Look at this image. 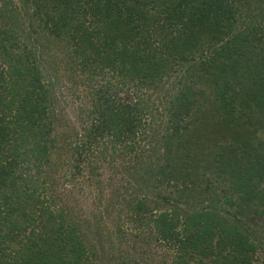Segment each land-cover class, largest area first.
I'll return each mask as SVG.
<instances>
[{
	"label": "trees",
	"instance_id": "1",
	"mask_svg": "<svg viewBox=\"0 0 264 264\" xmlns=\"http://www.w3.org/2000/svg\"><path fill=\"white\" fill-rule=\"evenodd\" d=\"M21 2L32 11L28 16L32 22L39 23V30L44 35L59 38L63 33L68 43L76 40L74 46H84L73 50V58L78 59L76 65H84L88 70L93 68V62H97L101 69L110 68L114 73L118 63L117 67L123 69H117V74L122 76L129 71L124 77L129 83L147 87L163 82L176 68L189 67L178 83L180 96L169 103L171 111L163 133L166 141L163 136L159 137L155 140L159 146H152L154 150L161 146L164 155L175 156L174 152L181 150L189 127L193 128L195 121L190 117L195 118L197 114L196 110L189 114L193 111L189 96H199L201 86L212 83L220 87L224 102L229 103L235 90L229 77L236 75L231 69L242 68L243 74L253 75L261 82L252 100L240 102V111L236 112L239 117L229 118L246 133L243 126H251L252 135L247 137V146L255 150L252 151L254 157L246 152V148L229 150L225 146L222 152L219 151L217 140L209 138L212 131L201 137L209 146L206 148L210 152L208 156L216 155V161L222 164L219 165L222 173H214L220 178L219 191H214L208 184L211 175L202 170L200 163L196 171L176 160H167L161 167H150L155 178L153 189L155 186L158 189L172 187L177 192L183 190L195 194L200 202L209 200L210 204L184 214L180 222L182 208L177 206L175 210L177 200L169 195L164 198L165 202L175 206L169 213L165 211L154 218L158 205L154 204L153 198L145 203L132 202L133 218H129L137 226L152 221L159 229L158 238L176 242V264H194L196 261L201 264L206 261L249 264L248 254L256 247L241 235L245 225L241 221L242 210L251 207V202L256 200L264 212V0ZM7 4L10 2H3L0 10ZM11 11L9 8L6 18L12 15L17 23H1L0 26V239L6 242L4 237L11 238L8 236L10 230L4 234L5 229H10L9 225L18 234L29 227L32 229L27 242H18L23 247L20 253L25 254L14 260V264H89L87 254L93 255L95 250L86 249L82 238L76 234L71 213L48 211L49 200L39 189L44 184L39 180L41 162L50 146L56 147L54 137H58L54 135L50 119L57 117L52 105L57 103L58 88L43 80L40 60L45 62L35 55L34 40L31 39V34L36 32L33 24L26 30L22 27L24 23L18 20L19 15ZM67 32L71 33V38ZM34 43L38 44L37 41ZM88 49L93 55L86 54ZM43 52L47 57L50 55L47 46H43ZM197 57L199 62L193 68L191 63ZM91 72L93 74L94 68ZM90 88L93 99L89 109L80 108L78 118H83L86 112V132L76 141L65 143L72 151L71 157H86L85 152L89 154L93 148H99L100 140H103L101 152L108 153L114 152L110 148H119L120 153H140L142 145L137 141L154 143L148 141V133L156 127L152 121L147 123L145 120L148 101H141L142 98L134 103L123 101L109 94L107 86ZM71 130L76 134L73 126ZM239 138L246 137L240 133ZM259 149L261 152L257 151ZM198 162L201 161L198 159ZM89 163H86V171H93ZM82 173L80 165H69L63 177ZM18 181H24L26 187L21 186L24 192L16 190ZM178 183L183 186L179 187ZM229 186L231 195L224 190ZM14 191L25 194H21L19 206H16V199L21 195L15 197ZM219 200L223 201L218 203ZM40 204L43 210H37ZM226 204L230 208L234 205V214L226 213L222 206Z\"/></svg>",
	"mask_w": 264,
	"mask_h": 264
},
{
	"label": "rangeland",
	"instance_id": "2",
	"mask_svg": "<svg viewBox=\"0 0 264 264\" xmlns=\"http://www.w3.org/2000/svg\"><path fill=\"white\" fill-rule=\"evenodd\" d=\"M3 2H10V4L0 10V26L1 23H17L15 21L17 20L16 17H12V15H10V18H6L9 8H12L11 12L19 15L18 20L24 23L22 27L26 30L31 23L33 24L36 32L31 34L33 36L31 39L38 42L36 44L33 41L36 50L35 55L37 58L42 57L45 62L43 63L40 60L43 80L45 82L49 81L50 86L58 88L56 93L57 103L52 105L57 117L50 118L54 127L52 129L54 135L58 136L56 138L52 135L56 147L50 146L45 160L41 162L42 172L39 178V180L44 181L39 189L41 192L43 191V194H46L47 200L50 201H48L47 210L53 213L57 210L71 213L76 234L82 238L86 249L93 248L95 250L93 255L87 254V258H90L89 264H176V242H164L165 240L158 238L157 232L159 229L153 225L152 221L140 223L138 226L133 225L130 222L133 218L131 203L136 201L145 203L155 198L154 204L158 205V212H154V218H156L157 214L165 211L169 213L175 207L164 200V198L171 195L173 199L177 200L175 210L178 209L177 206L182 208L180 211L181 218L179 217L180 222L183 221L182 216L184 214L207 207L208 203L210 204L209 200L200 202L193 193L183 192V190L177 192L172 187L158 189L155 186L153 189L155 178L150 172V167H161L167 160L168 162H175L176 160L177 163L191 166L193 171H196L198 163H200V167L203 165L202 170L206 171L207 175H211V181L208 184H211L214 191H219L221 189L218 181L220 178H216L214 173H222V167L219 166L222 164L218 160L216 161V155L213 157L208 156L210 152L208 153L206 148L209 146L203 143L201 137H205L212 131L213 135H210L209 138L217 140L219 151L222 152L225 146L229 150L241 149L243 151L246 148V152L254 157L252 151L255 150H251L252 147L247 146V137L252 135L251 126H243L246 127V133L243 130L241 131L238 124H234L229 118L239 117L240 114L236 112L240 111V102L244 103L252 100L255 94L258 93V86L261 82L253 75L243 74L242 72L245 70L242 68L230 70L231 66L228 67V71L236 73V75H230L229 77V82L235 86L229 103L224 102V95L220 87L212 83L211 85L201 86L200 98L197 95L189 96L193 104V111L189 114L192 115L195 110L197 114L195 118L194 116L190 117L195 121L194 126L193 128L189 127L190 130L185 135L181 150L174 152L177 157L167 156L163 154L161 146L156 147L155 150L152 149V146L154 144H156L154 146H159V143L155 140H159V137H162L166 131L168 112L171 111L169 103L175 97L180 96L179 89L181 86L178 83L189 67L176 68L171 75L165 77L163 82L147 87H138L132 82L129 83L128 79L124 78L129 71L122 76L117 74V69H123L117 67L118 63L115 64V71L113 70L114 73H112V69H101L99 63L93 62L94 72L92 74L91 70L93 68L88 70L84 65L79 66L75 63L78 59L73 58V50L82 46L79 44L74 46L76 40L68 43L63 33L59 38L48 36L46 33L45 36L39 30V23L31 21L28 15L32 11L26 9L21 0H0V8ZM67 35L69 38L72 36L69 32H67ZM43 46L50 49L48 57L43 52ZM86 54L93 55L89 49ZM198 62L197 57L191 63L193 68ZM212 78L213 76L210 77V80ZM118 80L125 85H122ZM90 86L96 88L107 86L109 94L121 98L123 101L134 103L141 98V101H148V112H145V115H147L145 120L147 123L152 121L156 125L152 128L151 134L148 133V141L151 140L154 143L151 144L150 142L148 144L146 140L143 141L144 143L137 141L138 144L142 145L140 153H135L136 151L120 153L119 148L117 150L110 148L114 152L108 153L107 151L101 152L100 146L103 145V140H100L99 148H93L89 154L85 152L86 157H71L72 151L65 143L76 141V139L84 136L86 132L88 123L86 112L83 118L79 120L78 118L80 108L83 110L89 109L90 102L93 99L94 95H91L92 89ZM71 126L75 128L77 135L71 130ZM240 133L246 138H239ZM218 135L220 136L218 137ZM163 138L166 141V137L163 136ZM172 142L173 140H171ZM49 144L51 143L49 142ZM257 151L261 152L260 149ZM198 159L201 162H198ZM86 163L94 168L93 171H86ZM76 164L81 166L83 173L74 177L66 176V179H64V170H67L69 165L75 166ZM23 183L24 181H18V189L16 190L24 192L21 186L26 187V185L24 186ZM178 184L179 187L183 186L182 183ZM229 189L224 190H227L230 194L232 189ZM21 194L25 195L14 191L15 197ZM22 195L16 199V206H19ZM222 201L219 200L218 203ZM251 204H253L251 207L247 206L242 210L244 216L241 217V221L245 225L241 235L245 236L246 242L256 247L252 252L250 251L251 254H248L250 257L249 264H264V212L261 210L263 208L259 206L258 201L255 200ZM54 205L56 206L54 207ZM222 206L227 214L232 215L235 213L234 205L231 208L228 204ZM37 210H43L42 204L38 205ZM9 227L10 229L4 230V234L10 230L8 236H11V238L4 237L6 242H2V239H0V243H3L2 247L0 246V264H14V260H19L24 256L25 253H20L23 247L19 246L18 242H27L28 236L32 234L30 227L20 234L13 231L11 225ZM119 227L121 230H119ZM32 250L34 251L35 248ZM18 263L20 262L18 261ZM194 264L201 263L196 261ZM204 264L213 263L206 261Z\"/></svg>",
	"mask_w": 264,
	"mask_h": 264
}]
</instances>
